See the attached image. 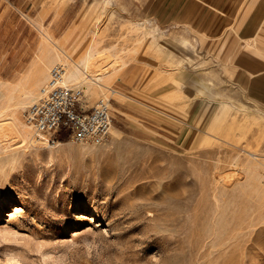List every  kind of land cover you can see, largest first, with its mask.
I'll use <instances>...</instances> for the list:
<instances>
[{"label": "rangeland", "instance_id": "374dc122", "mask_svg": "<svg viewBox=\"0 0 264 264\" xmlns=\"http://www.w3.org/2000/svg\"><path fill=\"white\" fill-rule=\"evenodd\" d=\"M206 1L0 0V264H264V159L250 154L264 155V102L213 45L242 0ZM46 31L118 69L105 93L81 88L89 106L110 100L103 142L13 128L30 106L1 84Z\"/></svg>", "mask_w": 264, "mask_h": 264}, {"label": "bare ground", "instance_id": "6f19581e", "mask_svg": "<svg viewBox=\"0 0 264 264\" xmlns=\"http://www.w3.org/2000/svg\"><path fill=\"white\" fill-rule=\"evenodd\" d=\"M46 32L47 34L44 37L46 38V41H44L43 44H40V49L37 51L26 71L21 74L19 81L12 86H3V84H1L7 92L8 101L14 99V101H16L15 105L20 108H26L27 106H31L33 103L37 102L43 96L42 90L50 79L52 67L56 64H62L66 69L62 82L64 85L80 87L87 93L92 94V96H96L100 93H105L106 90H110L109 85L110 79L113 76V70L108 69V71H105L99 63L98 58L102 54V51L99 49L97 44L89 45L84 52L82 51V57L75 58L67 50L63 49L59 42H55L56 38L53 36L55 38L54 39L50 32ZM110 54L112 57H118V54ZM109 68L114 69L112 65H110ZM12 126L23 141H33L34 136L37 135L36 132H34V128L30 124L22 123L19 120H14ZM11 132L12 130L9 127L0 126V140L1 138H7ZM55 145L60 146L65 144L56 142ZM68 148H66V151H68ZM71 149L74 150L75 148H70V152L73 151ZM50 152L52 153L53 151L50 149ZM250 154L254 157V159H259L260 157L264 159V155L261 156L257 153ZM245 169L250 177V181L257 187V189L259 188L260 190L259 169L251 166H246ZM16 209L18 210V208ZM18 212L20 211L18 210Z\"/></svg>", "mask_w": 264, "mask_h": 264}, {"label": "built area", "instance_id": "2783aa9c", "mask_svg": "<svg viewBox=\"0 0 264 264\" xmlns=\"http://www.w3.org/2000/svg\"><path fill=\"white\" fill-rule=\"evenodd\" d=\"M65 72L62 64L52 67L50 79L42 90L43 96L26 111L28 124L39 138L49 143L58 141L64 130L78 143L103 142L112 127L110 100L99 99L89 106L80 87L62 83Z\"/></svg>", "mask_w": 264, "mask_h": 264}, {"label": "crops", "instance_id": "0c3cea01", "mask_svg": "<svg viewBox=\"0 0 264 264\" xmlns=\"http://www.w3.org/2000/svg\"><path fill=\"white\" fill-rule=\"evenodd\" d=\"M206 2L209 4L211 0ZM234 14L229 27L213 45L231 70L245 75L252 86L256 84V101L261 103L264 102V0H242ZM120 57L118 54L112 58L122 64ZM117 73L118 69L110 82L116 80Z\"/></svg>", "mask_w": 264, "mask_h": 264}, {"label": "trees", "instance_id": "16d2710c", "mask_svg": "<svg viewBox=\"0 0 264 264\" xmlns=\"http://www.w3.org/2000/svg\"><path fill=\"white\" fill-rule=\"evenodd\" d=\"M59 139H60V141L62 142V141L67 140L68 138L64 137V136L62 135V133H61V134L59 135Z\"/></svg>", "mask_w": 264, "mask_h": 264}]
</instances>
